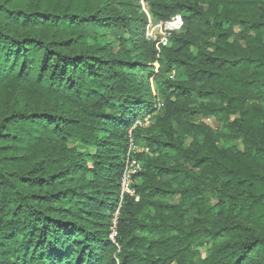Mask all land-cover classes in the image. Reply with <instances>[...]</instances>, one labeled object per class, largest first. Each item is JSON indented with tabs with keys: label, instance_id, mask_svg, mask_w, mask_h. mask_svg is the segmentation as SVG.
Returning a JSON list of instances; mask_svg holds the SVG:
<instances>
[{
	"label": "trees",
	"instance_id": "1",
	"mask_svg": "<svg viewBox=\"0 0 264 264\" xmlns=\"http://www.w3.org/2000/svg\"><path fill=\"white\" fill-rule=\"evenodd\" d=\"M140 1L0 0V264H264V0Z\"/></svg>",
	"mask_w": 264,
	"mask_h": 264
},
{
	"label": "built area",
	"instance_id": "2",
	"mask_svg": "<svg viewBox=\"0 0 264 264\" xmlns=\"http://www.w3.org/2000/svg\"><path fill=\"white\" fill-rule=\"evenodd\" d=\"M184 27V21L182 16L177 15L173 17L171 20L167 22L160 23H151L149 26L146 37L149 40H152L157 43V47L160 45H168L170 43V39L173 34L179 33L182 31ZM162 36V38L160 37ZM159 107H162L160 103ZM146 123H149V119H146ZM137 152V148L134 145L133 141L130 143L129 150L124 160V172L121 180V200L119 209L123 203L124 196L129 195L131 197L136 198L135 190L133 188L134 185V176L138 175L143 171V166L141 162L135 157V153ZM144 152L148 153V149H144ZM136 201H139V198H136ZM119 215V210L115 215V220L113 221V227L111 228V239L115 241L118 236L117 232V218Z\"/></svg>",
	"mask_w": 264,
	"mask_h": 264
},
{
	"label": "rangeland",
	"instance_id": "3",
	"mask_svg": "<svg viewBox=\"0 0 264 264\" xmlns=\"http://www.w3.org/2000/svg\"><path fill=\"white\" fill-rule=\"evenodd\" d=\"M129 13H131L133 16L140 18V19H144L145 21H147V26H146V31L148 30L149 26L151 25V23H153V18L150 15L148 8L146 7V4L144 2V0H141L140 2L137 3H131L129 5ZM105 37H104V43L105 44H110L112 47H114V49L117 51L118 47H119V40L121 37H128V34H122V33H118V32H112V31H107L104 33ZM162 38V36H160ZM149 75L145 74L144 76H141L142 79H144L145 81L148 80ZM152 83V80H151ZM149 118H147L148 120ZM191 121L193 123L196 124H205L211 128H218V123H216V121L214 120V118H206L203 117L201 115H197L192 117ZM149 123H150V119H149ZM149 123H146V120L144 122L145 125H149ZM187 143H191V139H187ZM237 147L242 150L243 146L241 144V142H237L236 143ZM71 146L72 147H77L78 149H83L82 146L80 145V143L76 140L71 142ZM137 151H142V147L138 146L136 147ZM208 200L211 202L212 205H216L217 204V198H216V193L213 191H210L207 194ZM180 202V198L179 197H173L170 199V203L172 204H178ZM190 213V217H189V221H188V225L194 226V227H200L202 226L201 223L197 222V217L194 215V212L190 209H187ZM211 247V245L209 244V242L207 241V239L205 238H201L194 246V250L196 251L197 255L201 258H206L207 256V252L209 250V248Z\"/></svg>",
	"mask_w": 264,
	"mask_h": 264
}]
</instances>
